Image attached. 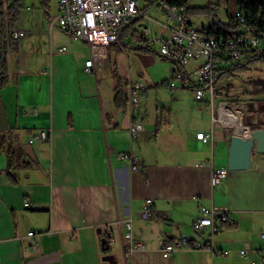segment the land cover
Here are the masks:
<instances>
[{"label":"crops","instance_id":"1","mask_svg":"<svg viewBox=\"0 0 264 264\" xmlns=\"http://www.w3.org/2000/svg\"><path fill=\"white\" fill-rule=\"evenodd\" d=\"M58 13L56 3L55 14L48 13L55 45L29 49L24 38L46 30L36 27L18 38L23 42L14 51L7 49L10 82L0 91V264H264V153L253 151L248 168H229L218 187L210 182L214 168L230 165L233 133L223 123L241 136L264 128L258 127L264 120L259 104L253 126L228 106L218 109L221 125L213 115L211 121L205 114L182 119L165 107L157 106L153 116L141 105L131 111L130 84L140 81L133 73L121 81L113 49H132L161 66L157 44H147L133 29L121 43L109 45L112 50L107 46L106 55L87 71L91 47L51 24ZM54 26L72 40L71 47L55 39ZM165 58L164 63H175ZM113 63L116 79L107 85L100 75ZM137 72L143 76L140 68ZM171 77L157 75L156 87L166 79L169 85ZM184 79L183 87L191 84L189 74ZM232 110L240 114L241 126L226 121ZM135 122L143 129L133 140ZM39 130H50V139L30 144ZM198 131L211 132L212 140L197 139ZM128 151L139 157L137 170L119 158ZM24 163L29 167L19 166ZM148 198L153 215L144 220L140 213ZM203 206L226 210L232 220L214 234L211 247L161 250L164 238L210 241L208 228L197 232L192 226ZM128 221L133 241L144 249L127 252ZM242 248H248V258L240 256Z\"/></svg>","mask_w":264,"mask_h":264},{"label":"built area","instance_id":"2","mask_svg":"<svg viewBox=\"0 0 264 264\" xmlns=\"http://www.w3.org/2000/svg\"><path fill=\"white\" fill-rule=\"evenodd\" d=\"M150 6L163 11L167 16V22L159 23L161 29L158 32L152 26H143L141 22L134 26V30L138 37L144 39L147 44H157L158 52L162 56L172 59L183 69L189 61H198L194 93L195 98L199 101L204 100L207 96L213 104L220 69L244 63L253 58L255 54H264V37L250 32L246 28L210 35L207 34V27L212 25V22L208 26L194 24L189 13V5L169 6L157 2ZM57 7L58 16L51 21V24L57 25L73 39L81 40L91 47L92 57L86 61L85 69L87 71L92 70L94 60L106 55L107 46L120 42L121 31L133 18L146 20L148 17L150 24L154 20L150 17L147 9L142 8L140 0H57ZM173 7H180V14H173ZM235 16L238 22H245V14L241 9L236 10ZM25 34V31H18L14 37L20 38ZM183 75L182 70L176 69L170 78L169 85L173 88L180 84L186 85ZM142 89L141 82L130 84L129 105L131 111L138 102L137 93ZM216 120L214 118V121ZM219 121H222L221 117ZM142 129L141 123L135 122L131 125L133 140L138 138ZM50 134V130L36 131L29 137V143L47 141L50 139ZM196 138L204 143H209L212 140V133L198 131ZM119 158L128 160L132 170L138 169L139 157L132 151L120 153ZM228 174L229 167L227 166L214 168L210 178L211 186L218 187ZM26 205L29 206L30 203L26 202ZM140 215L144 220L151 219L153 215L151 198L145 201ZM231 222L228 211L203 206L192 226L197 232L208 228L211 232L210 241L206 243L193 241L188 235L172 239L164 238L161 241L160 249L165 252H174L184 247L208 249L211 247L214 234ZM28 234L33 236L35 231L32 230ZM261 236L264 238V232L261 233ZM124 238L131 242L126 247L127 252L145 248L143 243L133 241L130 221L126 223ZM219 253L228 255L229 251L219 250ZM239 253L243 258L249 257L248 248H242ZM252 264H256V261H252Z\"/></svg>","mask_w":264,"mask_h":264},{"label":"rangeland","instance_id":"3","mask_svg":"<svg viewBox=\"0 0 264 264\" xmlns=\"http://www.w3.org/2000/svg\"><path fill=\"white\" fill-rule=\"evenodd\" d=\"M47 1V12L54 15L57 0ZM236 2L237 0H230L227 6L223 5L211 16L207 12L192 14L191 20L194 24L200 26H208L209 23L216 19L223 23H227L229 20L227 11L233 15L236 9ZM140 3L142 8L147 9L150 17L154 19L150 24L148 17L146 20L142 18V25L146 27L152 26V28L158 32L161 29L159 23L167 22L166 14L159 9L151 7L148 0H140ZM209 3L210 0H191L190 4L191 7L194 8L209 7ZM8 7H11V9L9 10ZM1 12H4L3 18L5 20L1 22L2 16H0V23L4 24L7 45L10 51H14V48H17V45L20 46L23 42V38L18 41V38L14 37L16 32L25 31L27 33L26 30L36 27L42 29L46 28V30L42 35L30 33L24 38L25 41H27L29 49H35V47L41 44L47 49L50 45L53 46L56 44L55 41L51 44L49 17L45 15L46 13L42 7L41 0H0V13ZM53 31L55 39L62 38L60 39L62 45L64 43L69 44L68 46L70 47L73 45L72 40L63 39L61 35L62 31L58 27L54 26ZM109 50H112L111 46H109ZM113 50L118 56V74L122 78L121 81L125 82L129 79L130 73H133V77L135 75L142 83L143 89L137 93L138 102L135 104L134 109L141 105V107L147 109V114L149 116H153L157 106L159 109L165 107L166 109L172 110L173 113L178 114L182 119L193 116V118L195 117L200 120L203 114H205L204 116L207 121H211L213 115V117L217 119L215 123L221 125L223 121H221V123L218 121V109L221 106H226V108L228 106L236 111L243 112L244 123L246 125H256L259 120L255 106L256 102L258 104L264 102V63L262 62L256 61L252 63L248 66V70L241 75L235 77L224 75L219 77L214 91L215 100L212 104L210 101L197 100L194 90L191 87V84L195 83V78L197 77L196 64L198 61H189L185 66L191 83L187 85V87H183L182 85L174 88L170 87L167 85V79L164 81V85L161 83L160 86L156 87L155 82L157 75L162 76L165 73L170 77L173 75L175 65L172 61L164 63L167 62L168 59L165 60V57L157 54L156 58L158 62H161V66H158L151 61L144 60L143 58L141 59V57L139 58L137 53L132 49H128L126 52H117L116 49ZM140 55L144 56L142 54ZM10 62L12 67L11 56ZM115 67L116 65L113 63L112 69L109 70L108 68H104L102 75H100L102 81L106 82L107 85H111L116 79L115 74L117 72ZM138 68L143 71V76H140L139 72H137ZM124 91L127 93L126 89ZM223 126L228 129L231 134L233 133V137L237 136L233 126H229L225 123H223Z\"/></svg>","mask_w":264,"mask_h":264},{"label":"trees","instance_id":"4","mask_svg":"<svg viewBox=\"0 0 264 264\" xmlns=\"http://www.w3.org/2000/svg\"><path fill=\"white\" fill-rule=\"evenodd\" d=\"M150 5L155 3L157 0H148ZM170 5H176V6H182V5H189V13L197 14L200 12H207L211 15L215 13L219 8H221L223 5L227 6L230 3V0H210L209 7H191V0H165ZM42 7L45 10L46 15H48L47 8H48V1L47 0H41ZM10 10L11 7H8ZM241 9L245 14V22L240 23L236 20V10ZM3 13H0V16H2L1 22H3L5 19L3 18ZM215 15V14H214ZM49 16V15H48ZM228 16V22L223 23L220 20H213L212 25L207 27V34H224L229 33V31H235L239 28H246L250 32H253L257 35L264 37V0H237L236 2V9L234 11V14L231 15L229 11H227ZM13 18V17H12ZM144 19V18H143ZM142 18H133L129 23H127L123 30L121 31L119 37H120V43L123 41V38L126 37L133 29L134 26L138 23H140ZM228 30H226V29ZM4 24L0 23V91L3 87H5L10 82V77L8 74V59H7V40H6V31ZM119 44V43H117ZM141 51L144 53H157L155 50L147 48V47H139ZM167 60V59H166ZM259 61L264 63V54H255L253 58L250 60H247L244 63H238L235 65L230 66L226 69H220L218 77H222L224 75L235 77L238 75L243 74L248 70V66H250L252 63ZM176 66V69H180L183 71L184 78L188 77V72L186 69H183L180 65H178L176 62L174 63ZM192 89L195 90V84H191ZM187 87V86H186ZM259 110L264 111V102L259 103ZM264 125V120H260L258 122V127H261ZM18 166V165H17ZM19 166L29 167V163L19 164ZM10 167H15L12 161L10 160ZM106 251H109V245L108 242H106L105 245Z\"/></svg>","mask_w":264,"mask_h":264},{"label":"water","instance_id":"5","mask_svg":"<svg viewBox=\"0 0 264 264\" xmlns=\"http://www.w3.org/2000/svg\"><path fill=\"white\" fill-rule=\"evenodd\" d=\"M253 151L264 153V128L251 130L249 139L241 146L238 145V136L233 137L229 168H248Z\"/></svg>","mask_w":264,"mask_h":264},{"label":"bare ground","instance_id":"6","mask_svg":"<svg viewBox=\"0 0 264 264\" xmlns=\"http://www.w3.org/2000/svg\"><path fill=\"white\" fill-rule=\"evenodd\" d=\"M157 2H161L162 5L176 6V5L168 4L165 0L155 1V3H157ZM173 14H180V7H173ZM226 121L228 123H232V124H235L237 126H241L240 114L234 110L231 111V114L228 116V118H226ZM250 133H251V131H249V134H247L246 136H241V135L236 134L238 136V145L239 146L243 145V143L249 139Z\"/></svg>","mask_w":264,"mask_h":264},{"label":"flooded vegetation","instance_id":"7","mask_svg":"<svg viewBox=\"0 0 264 264\" xmlns=\"http://www.w3.org/2000/svg\"><path fill=\"white\" fill-rule=\"evenodd\" d=\"M262 83V82H261Z\"/></svg>","mask_w":264,"mask_h":264}]
</instances>
